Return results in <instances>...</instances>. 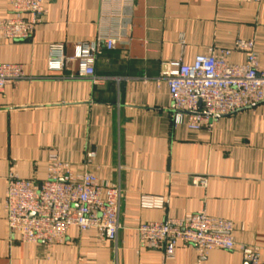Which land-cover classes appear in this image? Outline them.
<instances>
[{
  "label": "crops",
  "instance_id": "0c3cea01",
  "mask_svg": "<svg viewBox=\"0 0 264 264\" xmlns=\"http://www.w3.org/2000/svg\"><path fill=\"white\" fill-rule=\"evenodd\" d=\"M10 15V0H0V21ZM110 34L119 41L101 50L92 77L76 76L75 64L47 71L50 44L72 56ZM239 39L253 42L264 74V0H46L28 40L0 35V63L24 73L0 90V264H249L241 246L264 264V101L194 129L187 113L175 119L165 79L171 62L219 56ZM55 162L120 190L113 241L94 228H70L49 246L10 234V176L38 183ZM196 213L230 221L235 249L202 256L178 242L167 257L135 232Z\"/></svg>",
  "mask_w": 264,
  "mask_h": 264
},
{
  "label": "built area",
  "instance_id": "2783aa9c",
  "mask_svg": "<svg viewBox=\"0 0 264 264\" xmlns=\"http://www.w3.org/2000/svg\"><path fill=\"white\" fill-rule=\"evenodd\" d=\"M46 0H10L11 15L0 21V35L13 41L28 40L43 13ZM131 3L134 0H122ZM237 3H258L260 0H233ZM119 37L100 35L79 43L72 56H66L63 44H50L46 69L62 74L69 64L77 67L76 76L92 77L94 63L101 50L115 48ZM245 55L242 64H230L232 52ZM257 53L251 40H236L232 49L196 56L190 64L171 62L166 74L168 94L174 116L189 115L190 127L210 125L214 117L230 115L264 101V74L257 70ZM24 77L18 64L0 63V90ZM87 159L93 153L87 154ZM200 184L204 183L200 179ZM120 190L98 182L90 173L73 174L59 162L51 163L41 182L11 175L6 193L7 224L10 234L21 243H59L70 228L86 231L97 229L109 241L116 238ZM140 241L148 248H162L164 255H173L180 242L193 246L200 255L219 249H235L233 226L228 220L211 218L203 213L165 222L142 223L135 228ZM242 258L259 264L257 248L241 246Z\"/></svg>",
  "mask_w": 264,
  "mask_h": 264
}]
</instances>
